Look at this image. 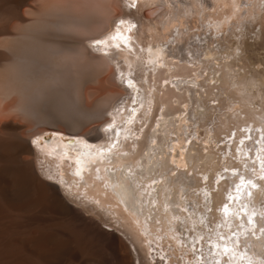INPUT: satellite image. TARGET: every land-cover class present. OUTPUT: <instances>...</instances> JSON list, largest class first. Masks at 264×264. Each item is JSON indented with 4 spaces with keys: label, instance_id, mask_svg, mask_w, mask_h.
<instances>
[{
    "label": "bare ground",
    "instance_id": "obj_1",
    "mask_svg": "<svg viewBox=\"0 0 264 264\" xmlns=\"http://www.w3.org/2000/svg\"><path fill=\"white\" fill-rule=\"evenodd\" d=\"M123 3L0 0V264H209L208 258L210 264H224L227 256L230 264H264L257 254L264 246L259 215L248 223L249 214L259 210L249 207L247 215L238 210L244 202L262 199L264 179L259 189L247 186L251 195L250 190L246 196L238 192L241 202L236 194L230 196L240 185L238 170L222 176L209 191L217 208L232 198L236 222L224 218V238L218 230V236H210L214 242H208V250L192 258L208 233L188 214L185 184L197 177L196 186L203 190L210 156L218 152L211 147L204 154L200 145L197 157L196 147L188 145L193 137L189 120L199 99L189 82L194 76L197 80L200 68L208 75L207 69L222 63L188 56L183 53L185 40L180 43L199 25L216 35L224 32L233 20L260 9L258 0H250L254 7L245 14V0H130L128 4H135L129 10L132 20L120 26L127 40L96 45L117 28L113 20L123 17ZM114 43L124 46L116 49ZM227 80L225 76L223 82ZM112 108L110 118L105 113ZM89 123L104 132L88 135ZM254 128H249L252 138ZM48 130L55 137L42 139ZM63 133L87 140H66ZM237 135L245 137L232 144L235 160L242 162L246 158L240 152L254 156L253 142L248 135ZM263 144L254 159L255 174L245 180L264 176ZM184 216L192 227L197 223L199 237L178 228L176 222Z\"/></svg>",
    "mask_w": 264,
    "mask_h": 264
},
{
    "label": "rangeland",
    "instance_id": "obj_2",
    "mask_svg": "<svg viewBox=\"0 0 264 264\" xmlns=\"http://www.w3.org/2000/svg\"><path fill=\"white\" fill-rule=\"evenodd\" d=\"M123 2H124L123 4H124L125 10H124L123 17L121 16L120 18L123 21H125L124 25H127V23L130 20H132V17L130 16L131 14L129 12V10L131 11L132 5L128 4V2H130V0H123ZM141 2H144V0H141ZM245 2L246 3L243 4V6H242V13H244V14L246 13L245 11L247 9H252L254 7V3H250V0H245ZM257 4H258V6L261 7L260 9H258L256 7L255 12L251 16L243 15L239 19L233 20L232 23L230 24V26L222 33H219L216 35L215 33H212L211 29H208L205 26V24L199 25L195 29V31H191L193 34L190 32V36H189L190 38L187 37L188 33H186L185 36L183 35L184 37L182 39V42H180V43L185 45V43H184V40H185V42L187 44L186 48L183 49L184 54H188V56H189V54L190 55L194 54L196 56V58H199V57L204 58V60H208L212 64H215L216 60H218V62L222 63V65L220 67H217V68L211 67V68L207 69L208 75L206 74L205 69L201 70V68H200V73L199 72L196 73V74H198L197 80H196L197 76H194L195 73L190 76L191 78L194 76L192 79L189 78V79H191L189 83L192 84L191 88L194 91L193 93L195 95H197V97L199 99H198V102L193 104L194 110H192L191 118L189 120L190 128L188 129V134L193 136V137L188 140V145L193 144L196 147L195 152H197L199 150L198 146L200 147V145L204 146L203 147L204 148L203 149L204 154L206 152H208V149L211 147L213 148L214 151L218 152V153L210 156V159H209V162H208L207 168H206V171H208V175H204L205 179H204V189L203 190L199 191L197 186H196L197 185V181H196L197 177H193L194 179H193V181L191 180L192 182L190 184H185L186 189H187V193H189V195H190L189 200H188V206H189V208H188L189 213L188 214H190L192 216V219L194 221H196L197 223H199V225L201 223L204 226V230H206V233H208V234L205 233L206 235H204V236H206V238H202V240H203L202 241V250H200V245L196 246L195 247L196 250H194V254H191L192 258H195V260H196V256H198V254H200L198 252L203 251V253H204V250H208V242H214V238H212V240H210V236H218V230H220V228H222V224H224V218H230L231 217L230 220L232 219V222L233 221L236 222L235 221L236 220V214H234V212H231L232 211L231 210L232 204H230V202H233L231 200L232 198L229 199L230 200L229 202L228 201H225V202L220 201V203L217 204L218 205V208H217V207H214L213 202H211L209 200L212 197V193L209 191H211L212 188L215 186H216L215 188L218 187V184L222 180V176L225 177L226 175H229L230 173L234 174V172H232V170H238V174H235V175L239 176L238 181H240L241 177H243V178H246L248 176L253 177L255 174L253 172L254 171V165H255L254 159L257 158L261 154V152L263 151L262 144L264 142V138H263L264 134H262V133H264V74H263L264 73V15L262 16V14H264L263 13L264 12V0L263 1L258 0ZM134 9H137V8H134ZM211 10L213 11V9H211ZM256 12H258V14ZM120 18L118 17V18L113 20L114 23L116 21L115 24L112 22L114 24L113 27H115V25L117 26V23L121 20ZM244 22H245V24H244ZM242 24H244V25H242ZM124 25H122V27ZM202 29H204V30H202ZM114 30H116V29H114ZM114 30L112 32H110L111 30L110 31L106 30V31L107 32L109 31L111 33L110 34V36H111L115 32ZM134 34H136V32H134ZM215 38H218V39H215ZM218 41H220V42H218ZM92 44L94 45V43H92ZM171 45H175V43H171ZM122 46H124V45L123 44L120 45V48H122ZM232 46L233 47L236 46V47L233 48ZM237 46H239V47H237ZM227 48H229V49H227ZM214 50H216V52H213L215 54H213V55L211 53L208 54V52H212ZM95 51H97V50L95 49ZM233 51H234V53H233ZM233 58H234V60H233ZM224 60H226V61L224 62ZM227 67L230 68V70H232L234 73L232 71H230ZM219 72H220V74H218ZM222 74H224V75L222 76ZM199 76H200V78H199ZM225 76L228 80L226 82H223L225 80ZM206 77H208V78H206ZM237 77H239V78L237 79ZM210 78H214V80L219 81V82H215V83L214 82H208L210 80ZM235 79H237V82H235ZM239 80H241V81L239 82ZM205 81H207V82H205ZM233 81H234V83H233ZM121 82L123 83L126 81L124 80V78H122ZM213 83L215 84L216 87L215 86L208 87V85H211ZM248 84H249V86H248ZM253 87H255V88H253ZM219 89H220V91H219ZM249 89H250V92H249ZM130 90H131V92L134 91L132 88H130ZM213 90L216 92H214ZM246 90H248V91H246ZM227 92H228V95H227ZM199 94H200V96H199ZM239 95L240 96L242 95L241 96L242 98L239 97ZM221 98H223V99H221ZM228 98H229V100H228ZM252 98L253 99L257 98V99L253 100ZM230 99H232V100H230ZM238 99H240V100H238ZM130 100H131V98L129 99L128 102L132 103V100L131 101ZM251 100H252V102H251ZM125 101L127 102V100H125ZM125 101H123V102H125ZM123 102L119 103L118 106L115 107V109H118L119 106H121ZM256 102H257L258 106L255 104ZM212 103H214V104H212ZM243 103H244V105H243ZM201 107H203V108H201ZM220 108H222V109H220ZM258 108H260V110H258ZM115 109L112 108V109L107 110L105 115H108L110 118H112L111 113ZM196 109H198V110H196ZM227 110H229L230 112L229 111L227 112ZM232 110H234V111H232ZM219 112H221V113H219ZM102 114H104V110H102ZM218 114L219 115L221 114V117L218 116ZM233 114H234V116H233ZM251 114H254V117H252ZM237 116H240V118H238ZM194 117H196V118H194ZM219 117L222 120H220ZM100 118H101V116H100ZM255 119L258 120V122H257L258 124H252V122H254ZM244 120H247V121L241 123ZM250 120H251V122H250ZM190 121H191V123H190ZM224 121H225V123H224ZM213 123H214V125H213ZM200 124H204V126L200 125ZM110 125L111 124H108V127ZM220 125L222 127H220ZM252 125H253V127H252ZM254 126H255V128H254ZM86 127H90V129H89L90 132L88 133V135H93L92 132H96V134H99L100 132H104L103 131L104 127H96L95 123L86 124ZM218 127L222 128V130H220V132H222V133L218 132V130H219ZM191 128H193L194 131ZM249 128L257 129L256 133H254V131H253V138L250 136ZM69 132H73V131L70 129ZM209 132H211L210 135H212L213 137L209 136ZM237 132H239L240 135H243V134L248 135L249 136L247 138L248 141L253 142V144H251V147L253 148L254 156L251 157V155L248 154V150H245V152H240V153L244 154L245 158H246L242 162L235 160L236 159V151H235L234 146H232L234 139H236V138L239 140L241 139L239 137V135H237ZM48 133H52V135H53L52 137L53 138L55 137V132H53L52 130L51 131L48 130L44 134L47 135ZM119 133L120 132L116 131L117 136L119 135ZM234 134H236V136H234ZM43 135H41V136H43ZM232 136H234V138H232ZM213 138H216L218 144L215 143V140H212ZM207 139H209L210 141ZM244 139H245V137H243L241 140H244ZM36 140H38V136L34 140L35 144L37 143ZM214 144H215V146H214ZM254 149H256V151ZM227 150H229V151H227ZM200 154L201 153L198 151L196 156L199 157ZM220 155H221L222 159H221ZM247 155H248V157H246ZM230 157H232L231 160L229 159ZM233 157H234V159H233ZM250 158H251V160H250ZM260 159L263 160L264 156L261 155ZM199 161H200V159H199ZM232 162H233V164H232ZM245 162H246V164H245ZM250 162H252V163H250ZM248 163H250V164H248ZM248 165L250 167V170L247 168ZM218 168H220V169H218ZM239 168H240V170H239ZM191 174L195 175L194 171H192ZM260 179L261 178H256V179L252 180L253 183L255 182L257 184V187L255 189L261 188L260 187L261 186V180ZM229 186L228 187L230 189L232 186V183H230ZM249 187H251V186H249ZM242 188H243V190H240V191L236 190V192H234V193L231 192L232 194L230 196H234V194H236V196H238L239 200L242 202V196H240V194H242V192H244V196H246V190H250V193L252 194L251 189L247 188V186H242ZM252 189H254V188H252ZM238 192H240V194H238ZM254 193H256V192L254 191ZM261 198L262 199H260L258 201V203L260 202L259 204L258 203H252L251 201L249 204L247 202H244V206H245V208L247 206V208L245 209L244 206H242L243 208H238V210H242L243 215L245 213H246V215L249 213V209H248L249 207H251L254 211L259 210V211H257V214L256 213L255 214H249V216L252 215V217H255L261 213H264V195ZM248 202H249V199H248ZM226 204L228 205V211H229V212L227 211V213L224 211V206ZM236 206H238V203L236 204ZM238 210H236V212H238ZM180 218H181V220L176 222L177 223L176 225H178V228H180V229L182 228L183 231H186V230H190V232L192 231L191 236L193 237V239H195V237H197V236L198 237L200 236L199 231H198V227H195V225L197 223H195V225L192 227L191 225H189L190 223L188 221L189 219L187 216L180 217ZM240 223H242L241 226L245 225L244 222L241 221V218H240ZM184 227H186V228H184ZM239 228H240L239 226H236V228L234 229L235 234H237L236 230H238ZM220 237L224 238V234H222V230H220ZM249 239H251V238H249ZM198 244H200V243H198ZM210 248H211V246H210ZM257 250L256 251L258 254V258H260V260L264 261V246L261 249H257ZM206 256H208V255H206ZM208 260H209V264H210V262H212V258H208ZM214 263H216V262H214ZM224 264H230V260H228V256L226 257Z\"/></svg>",
    "mask_w": 264,
    "mask_h": 264
},
{
    "label": "snow or ice",
    "instance_id": "obj_3",
    "mask_svg": "<svg viewBox=\"0 0 264 264\" xmlns=\"http://www.w3.org/2000/svg\"><path fill=\"white\" fill-rule=\"evenodd\" d=\"M132 7H135V4L132 5ZM125 21L121 20L119 21V24L117 25V28L115 30V34L111 35L110 37L106 38V39H99L95 41L96 45H105L107 46L109 44V40L111 41H116V40H127V37L123 36L121 31H120V26L124 25ZM132 27H135V25H133ZM113 47H115L116 49L120 48V44L119 43H114L112 45ZM241 143H243V141H241ZM262 167H264V161L261 162ZM261 179H264V177H261ZM242 186H251V188H256L257 185L255 183H253L252 180H245L243 177L240 178V185H237V191L241 190ZM249 195H251V193H249ZM224 211L227 213L228 211V205L226 204L224 206ZM259 220L261 222V227L258 229L261 233H264V213L259 214ZM248 223L252 224L253 223V217L252 216H248ZM253 235H255V232L252 233ZM229 251V249L227 247L224 248V252L227 253Z\"/></svg>",
    "mask_w": 264,
    "mask_h": 264
}]
</instances>
